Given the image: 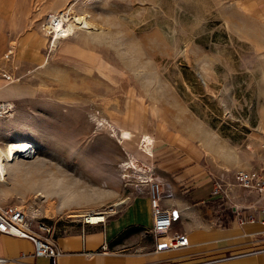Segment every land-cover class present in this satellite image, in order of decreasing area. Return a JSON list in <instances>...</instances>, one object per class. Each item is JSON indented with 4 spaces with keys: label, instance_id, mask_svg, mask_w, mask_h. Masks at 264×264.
<instances>
[{
    "label": "rangeland",
    "instance_id": "374dc122",
    "mask_svg": "<svg viewBox=\"0 0 264 264\" xmlns=\"http://www.w3.org/2000/svg\"><path fill=\"white\" fill-rule=\"evenodd\" d=\"M0 1L16 26L2 55L10 76H0V104L12 107L0 122H18L24 112L49 149L46 163L78 171L90 162L108 175L126 168L131 178L141 164L136 155L181 154L192 145L198 163L220 172L226 188L234 170L264 167V34L257 24H221L214 0ZM60 9L73 13L69 25L87 16L92 31L74 25L51 46L41 27ZM127 155L133 163L121 162ZM0 202L6 207L7 199ZM70 219L46 223L54 236L72 229Z\"/></svg>",
    "mask_w": 264,
    "mask_h": 264
},
{
    "label": "crops",
    "instance_id": "0c3cea01",
    "mask_svg": "<svg viewBox=\"0 0 264 264\" xmlns=\"http://www.w3.org/2000/svg\"><path fill=\"white\" fill-rule=\"evenodd\" d=\"M214 5L221 11V24L234 29L257 24L264 34V0H214ZM10 12L13 10L0 1L1 69L2 55L12 40V28L16 27L5 19L10 16L4 14ZM15 33V38L22 34ZM4 85L0 84V88ZM32 130L24 112L18 122H0V144L26 140L36 153L31 160L9 165L13 168L7 169L3 188L0 184V197L7 199L6 207L18 205L23 210L30 231H35L37 221L51 223L74 218L69 220L73 222L71 230L52 235L59 252L54 264H264V225L257 212L256 220L247 219L252 212L247 207L256 197H244L232 176L233 186L226 188L228 198L211 196L214 181L223 179L222 174L206 171L198 163L201 155L196 147L189 145L181 154L173 149L157 150L150 158L136 155L135 160L127 155L122 163H141L138 168L133 167L136 175L130 178L126 168L108 175L104 166H92L90 162L78 166V171L48 164L43 158L50 154L49 149L42 147L41 138ZM151 177L160 182L163 194H171L162 198V207L175 210L178 215L166 236L183 235L186 246L157 250V244L164 242L166 236L152 232L148 197ZM65 192L66 197L72 198H66ZM114 200H119L117 213L104 224L81 222L79 215L84 211ZM233 205L240 207L239 214ZM32 253L30 240L0 233V256L7 258L6 264H50L48 258L34 257ZM21 254L24 256L20 258Z\"/></svg>",
    "mask_w": 264,
    "mask_h": 264
},
{
    "label": "built area",
    "instance_id": "2783aa9c",
    "mask_svg": "<svg viewBox=\"0 0 264 264\" xmlns=\"http://www.w3.org/2000/svg\"><path fill=\"white\" fill-rule=\"evenodd\" d=\"M70 12L68 9H60L53 12H48L45 15L42 31L50 38V44L54 37L61 39L68 35H64V29L70 20ZM60 36V37H58ZM6 57V55H4ZM0 76L9 78V72L0 68ZM11 105L7 103L0 104V114L6 113L11 109ZM28 156L35 155V150H30ZM233 181L236 186L241 188L244 197L250 194L256 197L255 201L251 203L247 209L252 210L247 215L250 221L256 220L255 213L257 212L258 220L264 225V167L259 168H243L236 169L233 172ZM223 195L228 198L225 182L222 179L214 181L211 196L217 197ZM171 194H163L160 182L155 178L148 179V197L151 210L152 232L155 236H166L171 228L173 221L177 218L175 210L164 209L161 205L162 198H169ZM119 203L107 206L101 210H90L82 213L79 218L83 224L88 225H102L106 220L117 213L116 206ZM233 210L239 214L240 207L233 205ZM99 216L94 222L88 220L87 216ZM53 226L45 221H37L35 231H30L26 223V215L20 207L17 206H0V233L11 236L26 238L33 244L34 257L48 258L50 264H54L55 258L59 252L52 239ZM187 240L183 235L174 234L173 236H166V240L158 243L156 248L158 251L167 249L178 248L186 246ZM24 254H21L20 258ZM7 258L0 256V264H6Z\"/></svg>",
    "mask_w": 264,
    "mask_h": 264
},
{
    "label": "bare ground",
    "instance_id": "6f19581e",
    "mask_svg": "<svg viewBox=\"0 0 264 264\" xmlns=\"http://www.w3.org/2000/svg\"><path fill=\"white\" fill-rule=\"evenodd\" d=\"M72 15H73V13H71V16ZM71 23H70L71 25L68 24L66 26V28L64 29V32H63L64 35L65 34L66 35L70 34L71 30L75 29L74 25H77L78 28H80V29L84 28L85 30H89L93 26L92 24L89 23L87 16H77V17L74 18V20H72ZM89 31H92V30L90 29ZM58 37H60V36H58ZM58 40H59V38H57V36H55L54 40L51 43V46H53V47L56 46V43L58 42ZM9 54L10 53L5 54L6 57H8ZM32 149L34 150L33 145L30 143V141L29 142H26V141H11V142H6L2 147L0 146V182H3V183L5 182V176H6V174H8L7 173V171H8L7 169L8 168L9 169L13 168V167H9V165H11L12 163L17 162L19 160H23L24 161V159L29 158L27 152H29ZM16 164H18V163H16ZM12 166H14V164ZM12 170H10V171H12ZM14 171H15L14 173H16V169ZM17 172H18V170H17ZM14 173H12V174H14ZM62 190H63V188H62ZM58 191H61V190H58ZM59 193H62V192H59ZM66 195H67V193L65 194V197H66ZM59 196L61 197V194ZM63 196H64V194H63ZM70 197H68V198H70ZM76 217H77V215H76ZM98 217L99 216H90V215L87 216L88 220H90L91 222H94L96 220V218H98Z\"/></svg>",
    "mask_w": 264,
    "mask_h": 264
}]
</instances>
